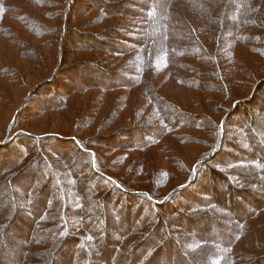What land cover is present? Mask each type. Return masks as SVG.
I'll list each match as a JSON object with an SVG mask.
<instances>
[{"label":"rangeland","instance_id":"rangeland-1","mask_svg":"<svg viewBox=\"0 0 264 264\" xmlns=\"http://www.w3.org/2000/svg\"><path fill=\"white\" fill-rule=\"evenodd\" d=\"M18 1L16 7L31 15L38 24L35 23L38 30H33L35 26L28 29L18 21L9 20L13 28L18 30L19 34H23L22 37L26 39L23 40L26 44L18 46L16 43L14 48H17L22 64L33 66L35 72H43V74L40 76L33 74V78L29 76L26 78L20 73L22 78L18 79V84L24 86L22 91L25 93L29 91L31 94L32 103L28 109H22L24 100L4 105L3 95L0 96V140H5L4 136L12 134L15 136L22 131L36 136L54 134L60 137L48 136L44 141L34 140L32 137L27 141L25 137H22L25 138V143H30H26L27 145H32L31 152L35 153V157L31 162L24 160V164L20 166L15 164L18 169L11 173L8 170L13 167L14 161L19 160L20 155L0 157L2 159L0 220L4 218L6 221L0 231V264L7 260L10 264L25 263L23 261L31 259L30 245L40 238L48 237L49 240L54 238L50 237L52 234L46 230L47 216L54 205L60 204L58 205L60 209L66 208V211H72L70 218L75 223L83 219L88 205L85 200L89 195L86 192L82 197L77 191L91 187L87 183L92 178L88 174L92 172L89 167L91 154L88 150L94 152V155L96 153L102 155L105 160L103 163L106 164L105 173L128 187L156 189L160 186H154L155 180H162L164 175L159 174L166 171L165 181L168 184L167 189L163 190L169 193L168 190L176 185L173 183L172 175L175 172L180 174L179 170L183 167L181 171L190 177V180L184 184L191 190L200 188L199 182L190 185L191 181L204 178L205 184H208L210 180L215 181L216 190L212 192L215 195L222 197L220 192L229 195L232 192L243 194L251 191L256 192L259 203L264 204V168H257L261 171L258 172L246 163L247 160H256L264 164V104L261 102L264 98V27L262 26L264 0L248 2L247 7L250 6L251 12L254 10V3V6L259 2L262 5L260 14H253L250 18L253 24L249 22L244 24L242 13L237 17L233 14L229 15V8L223 13L220 6L208 13L206 18L187 0ZM158 2L163 3L165 7H170L168 20H165V14L162 18L150 15L145 19L149 8H153ZM61 9H67L65 20L57 15ZM164 13H166L165 8ZM238 21L240 27H237ZM223 22L221 26L220 23ZM254 22L259 26H254ZM190 26L197 28V36L205 44L206 49L213 55L220 54L221 58H218L221 66L224 64L223 68L227 72L240 79L239 87H236L235 92V95L237 93L240 97L239 105L233 102L235 95L229 99L216 92L202 93L178 83L179 78L195 76L196 71L206 72L207 76L213 72V68L210 70L202 62L180 55L194 42L193 36L190 35ZM57 30L63 35L66 34L67 39L65 45L57 49L60 53L59 60L51 63L53 55L51 54V60H48L50 54L48 50L52 41L47 33L50 31L55 33ZM140 30L141 32L148 30L150 34L151 32L154 34L153 49L161 44L164 50L168 49L171 53V57H167L170 59L169 62L157 61L155 71L148 75L149 80L153 75L151 81L155 90H159L161 96L168 101L172 98L174 104L176 103L184 112H187V116L196 118V121L194 118L192 121L189 120L199 125L183 129L187 125L185 123L181 130L174 133L175 138L168 137L167 141L164 139L160 143H156V140L143 153L126 150L125 148L133 140L122 133L118 136L122 140V147L110 145L108 139L101 141L104 139L102 137L104 134L117 132L126 127L128 123L122 118L129 117L134 108H140L147 102L142 92L144 85L138 86L139 82L132 79L136 77L134 69H137L139 61L141 64L143 57L142 50L135 48L134 42ZM50 34L52 37V33ZM232 35L234 38H231ZM237 35L248 39L239 40V37L236 38ZM221 43L226 44L228 47L226 52L229 51V54L223 58L225 54L223 49L226 46ZM53 44L56 47L58 45L56 42ZM32 52L42 55V64L38 63L41 61L40 56L38 54L35 56ZM181 62L184 68L179 66ZM187 64L190 65V70ZM242 72L246 76H243ZM53 76L57 78L51 84L45 85L44 81ZM120 79H132L133 83L128 89L126 87L106 88L108 85H117ZM211 80L213 79H204L205 82ZM1 82L6 84L3 79ZM58 97L64 101L56 108L57 104L54 103ZM134 98L139 101L134 102ZM35 100L41 103L36 105ZM143 109L146 114L145 105ZM38 110L46 111L40 119L30 115ZM243 110L246 113H243ZM15 114H17L16 118ZM219 124L220 136L217 142L214 137L215 143H213L211 139L214 135L213 131ZM76 140H80L83 144L75 143ZM221 140L225 141L224 144H220ZM13 145L20 146L18 147L20 150L26 149L24 143H18L16 140L13 141ZM166 146V150L162 149ZM205 155L209 158L200 161ZM80 163L87 165V168L82 169L81 177H84L82 181H78L77 176L71 172L72 169H78ZM240 164H247V166ZM50 168H53V172H63L59 175L63 179L61 184L55 182V175L52 176L54 173L49 170ZM97 173L99 175L94 176L97 186L102 188L109 186L110 181L105 179V174L101 171ZM182 179H185L184 176ZM2 184L5 189H2ZM226 189L230 191L227 193ZM238 189L241 191L237 192ZM63 191L64 196H62ZM131 195L129 193L123 196L118 195L116 198L118 203L106 202L104 206L106 216L110 214L112 216L118 210L117 212L124 217V207H128V211H135L136 205H133L134 200H130ZM175 197L168 206L169 210L165 211L164 224L157 222L152 229L154 239L147 244L149 249L157 252V255L153 254L151 258L162 260L171 256L173 259L168 262L169 264H211L207 263L206 258L213 254L212 246L206 244L193 251L188 244L198 233L203 232L205 236L211 235V237L216 235L217 224L225 226L228 230L229 226H237L235 214L228 208L230 205L228 203H231L232 199L219 207L218 204L215 206L218 201L211 202L210 196L205 197L207 204L204 206H197L189 200L184 201L179 194ZM62 200L66 201L65 207ZM247 207L251 208V205L248 204ZM38 208L39 211L36 212ZM155 210L157 211L153 205V209L151 208L148 214L151 211L153 215ZM210 218L214 220H209L210 225H208L206 219ZM111 223H108L106 228L108 234L114 238L117 236V227L114 221ZM201 225L204 228L202 231L197 227ZM67 226L62 229L63 235L70 232V223ZM100 229L93 237L97 238L96 235L101 234L104 228L101 226ZM165 229L167 234L161 235ZM247 232L239 248L243 258H236L239 264H255V260L252 261L249 258L264 255L262 245L264 217L250 221ZM161 238L165 240L159 241ZM77 241L78 239L73 240L72 237L67 236L61 244L59 243L60 251L58 250L56 257L49 263L44 259V263L81 264L83 262L86 264V261H89V264H95L96 260L101 262L103 258L96 257L97 252L94 249H89L90 254H86L85 244ZM171 241L173 244L170 243ZM97 243L95 242L96 245ZM114 247L112 242L111 246H108L111 252L115 249ZM62 250L67 252L63 254ZM139 258L136 257L135 261L138 262ZM102 264L105 262L103 261Z\"/></svg>","mask_w":264,"mask_h":264},{"label":"trees","instance_id":"trees-1","mask_svg":"<svg viewBox=\"0 0 264 264\" xmlns=\"http://www.w3.org/2000/svg\"><path fill=\"white\" fill-rule=\"evenodd\" d=\"M189 4L197 10L200 14L205 15L206 18L208 17L207 14L211 11L215 10L219 6L221 7L222 12L224 13L228 8L230 10L229 15L233 14L236 17L239 16L241 13L243 15L242 21L245 24L246 22L249 24H253L250 22V18L253 14H260V10L262 9V5L260 2L256 5L253 4V11L251 12L250 6L247 7L249 0H187ZM18 0H0V96H2V102L4 105L7 104H14V102L24 100V105L22 109H28L30 103V93L29 91L25 93V91H22L24 89V86L19 85V80L22 78L20 75L23 74L24 77L28 78L27 76L33 78V74L41 75L43 72H35L33 66L25 65L24 63L19 60V53L17 48H14V44L20 46L21 44H26V42L23 43L24 39L22 36L23 34H19L18 30L13 28V24L9 22V20H14L20 22L22 25L27 27L28 29L38 30L37 29V22L31 18V15L24 12L25 10H20L21 8H17L16 5H18ZM224 2V3H223ZM228 4V6H227ZM21 6V5H20ZM164 8L165 12L164 13ZM246 10L244 11V9ZM234 9V10H232ZM243 10V12H241ZM67 9L62 10L61 12L57 13L60 19L65 20V14ZM170 7H165L163 3L158 2L157 5L153 6V8H149V11L146 13L145 19L148 18L150 15H155L156 17L160 16L162 18L165 14V20H168ZM248 11V13H247ZM262 12V11H261ZM17 13V14H16ZM21 16L19 18V16ZM17 17V18H15ZM36 23V24H35ZM227 24V21H225ZM224 24L220 23L222 26ZM229 24V23H228ZM12 25V26H11ZM38 25V24H37ZM237 27H240L239 21L237 22ZM259 24H256L254 22V26ZM264 27V22L262 24ZM142 27V26H141ZM166 27V26H165ZM190 35H192L194 38L193 43L190 47H187L185 50L181 52L180 55H183L185 58H191L196 59L199 62H202L205 66L209 67L210 70L213 68V72L211 75L207 76L206 72L199 71L195 73V76L191 77H181L179 78L178 83L180 85L185 86L186 88L193 90L200 91L202 93L204 92H216L223 96L228 97L229 99L235 95L236 87H239L240 79L235 75H231L230 72H227L225 70L224 64L221 66L219 63V58H221L220 54L219 56L216 54L213 55V53L205 48V44L198 38L197 36V28L195 26H190ZM50 33H52V37H50ZM48 34V38L52 41V44L49 46L50 49L48 52L50 53L48 56V60L50 59L51 54L53 55V58L51 60V63H55L54 61H58L60 58V53H58L57 49L65 45L66 41V34H61L57 30L55 33L54 31H50ZM152 34V35H151ZM147 30H144V32L141 30L138 33L137 39L135 42V48H139L143 52L142 61L140 64H137L136 68L134 69V73L136 74V77L132 78L135 82H139L138 86L144 85V88L142 90L143 96L145 95V98L147 99V102L145 104L143 103L142 107L140 106L134 108L133 112L129 115L127 118H122L125 122L128 124L126 127L121 128L120 131L115 132H109L107 134H104L102 137L104 138L101 141H108L110 145H115L117 147H122L123 143L121 138L118 136L122 134L128 135V137L132 138L133 142H131L128 147L124 148L126 150H134V151H140L143 153L147 150V147L151 145L154 141L157 140L156 143L162 142L164 139L167 141L169 138H175V132L178 130H181L182 126L186 123L183 127V129L197 127L199 125L192 123L191 121L196 119L195 117L187 116V112H184L179 106L174 104V101L171 100L168 101L164 97L161 96L159 90L156 91L154 88V85L152 84V76H150V80L148 78V75L155 71L156 69V62L159 60H166L169 62V58L171 57V53L168 52V49L162 48L161 44L158 45L157 48L153 49V41H154V34ZM21 37V39H20ZM239 37V38H238ZM231 38H234L232 35ZM236 38L239 40L246 41L248 38L242 35H237ZM256 39V38H255ZM253 39V40H255ZM224 42V40H222ZM256 41V40H255ZM56 42L58 45L56 47ZM226 43V42H224ZM222 45H225L226 48L223 49L225 51V54H223L222 58L227 56L229 54V51L226 52V49H228L226 44L221 43ZM10 46V47H9ZM30 46V45H29ZM30 48V47H29ZM32 51L33 48L31 47ZM59 50V49H58ZM23 52V51H22ZM21 52V56H22ZM18 53V55H17ZM35 56H40L41 61L38 63H43V58L40 53L32 52ZM38 54V55H37ZM55 55V57H54ZM175 55V54H174ZM189 55V56H187ZM219 57V58H218ZM165 58V59H163ZM190 70V65L187 64ZM180 67L184 68L183 62L179 64ZM237 71V70H235ZM57 73V72H56ZM243 73V76H246V74ZM198 76V77H197ZM205 77V78H204ZM57 77L53 76L49 79H46L44 84L47 83L51 84L54 79ZM209 78L213 79L210 82H205L204 79ZM4 80L6 84L1 82V80ZM19 79V80H18ZM132 79H120L119 82H117V85L112 84L108 85L107 87L112 88H121V87H130V84L133 83ZM5 87H8L5 89ZM101 88L103 86H100ZM241 87V86H240ZM145 89V91H144ZM7 93V95H6ZM236 98H234L233 102L237 105L240 104V97L236 93ZM207 98V97H206ZM17 99V100H15ZM174 99V98H173ZM195 100V97H194ZM64 101V100H62ZM61 98L58 97V100L54 103L57 104L56 108L58 107L59 103H62ZM139 99L134 98V102H138ZM237 101V102H236ZM264 104V98H262L261 101ZM41 103V102H40ZM40 103H37L35 100V104L39 105ZM128 105V104H127ZM144 105L147 108V113L144 112ZM35 106V105H34ZM53 106V105H52ZM44 108V106H41V108ZM61 108V111H63V108ZM52 109V108H47ZM46 109V110H47ZM42 110V109H40ZM46 112V111H45ZM44 110L43 111H37L35 113H30V115L34 118H41L45 115ZM246 113V111L243 110V113ZM17 113V112H16ZM100 114V113H99ZM145 114V115H144ZM15 114V118H16ZM171 115V116H170ZM191 121H190V120ZM13 121V120H12ZM196 121V120H195ZM248 121H252L251 119ZM197 125V126H196ZM223 125V123H222ZM110 131V130H109ZM16 133V132H15ZM28 132H20L17 133L15 136L14 134L4 136L5 140H0V157H12L16 155H20L18 158L19 160L14 161V165L12 168H9L8 172L11 173L14 170L18 169V166L21 164H24L25 162L29 161L31 162L34 157L35 153L31 152L32 145H27L26 143L30 144L29 142L25 143V138L28 141L30 137L34 140L38 141H44L45 138L48 136H52V138H59L60 135H40L36 136L31 133L25 134ZM213 143L217 142L220 136V124L216 126L215 131H213ZM25 137V138H22ZM214 137L215 142H214ZM17 141L18 143H24L26 149L20 150V146L13 145V141ZM57 140V139H54ZM47 142V141H45ZM224 140L220 141V144H224ZM75 143H81L80 140H76ZM21 145V144H20ZM19 147V148H18ZM215 147V146H214ZM213 147V148H214ZM166 147H162V149L166 150ZM85 151V150H84ZM89 154H91V161L89 164V167H91L92 172L87 171L89 176L91 175L90 180L87 181L89 186H91L89 189H81L77 191V193L80 194V196H84L87 192V199L85 200L88 204L85 208L87 210V213L85 214V221L83 222V219H79L76 223L75 221L71 220V212L66 211V208L60 209L58 205L56 204L53 207H51L49 211V216H47V232H50L52 234L50 237H54L53 239L47 238H40L39 240H36L33 245L29 246L30 250V258L34 259L36 258V261L29 260V261H23L25 263L22 264H45L44 259L49 262L52 261L53 258L56 257V253L58 254L59 250V243L61 244V241L63 242L64 239H66L67 236L72 237V239H78L77 242H80L81 244H85V253L90 254L89 249H94L95 252H97L96 257L103 258L101 262L96 260L95 264H102L104 261L105 264H169V261H172L173 257L168 256L165 259H152L151 255H157V252H154L153 250L148 248V242L150 240H153L154 238L152 230L157 222H160L164 224L165 222V211H168L170 206V203L172 202V199L176 198L175 196L179 194V196L184 198V201L189 200L194 202L197 206H204V204H207L206 198L210 196L211 202L215 203L218 201V203H215V206L222 207V203H226L230 201L231 203L228 206L231 212L235 214V220L237 223V226H229V230L225 226L216 225V229H218V232L216 235L212 236L205 234H196L193 237L195 239H191L189 241V248L193 251H196L197 249H200L204 245L208 244L213 247V254L208 258H206L207 263L211 264H239L237 257L243 258V255L241 251H239L240 245L242 243V240L245 235L248 233V226L250 224V221H254V219H263L264 217V204L261 205L259 203V200L257 199L259 196H257L256 192H249V193H243V194H223V192H220L221 196L215 195L214 192L215 189V181L210 180L208 184H205V179L199 180H193L191 181V184H195L199 182L200 188L199 189H192L184 183L188 182L190 180V177L186 175L183 171V167H181L180 174L175 172L173 174V183L174 185L172 188H170L168 191L169 193H166L163 189H167L168 182L165 181L166 177V171H161L159 175H164L162 180L156 179L154 182V186H160L156 189L153 188L151 190H148L146 188H138V187H128L125 183L121 182L120 180L115 179L113 176L109 175L108 173H105L104 167L106 166L104 157L99 154H95L94 152H90L88 150ZM165 152V151H164ZM97 156V157H95ZM209 156V155H208ZM89 157V155H87ZM209 157H201L200 161L205 160ZM2 159L0 158V163ZM247 164L251 165L253 169H257L259 167L264 168V164H262V161L257 162L256 160L253 161H246ZM15 164H19L16 166ZM86 164V163H85ZM172 165V162H170ZM247 164H240L242 166H247ZM87 165H83V163L79 164L78 169H72L73 171H70L77 176L78 181H82L84 177H81L82 169H85ZM83 167V168H82ZM73 168V167H72ZM87 168V167H86ZM89 169V168H88ZM37 170V169H35ZM52 176L55 175V182L61 184L63 182V179L61 176L63 172H53V168H50ZM101 171L105 174L107 181H110L109 186H106L104 188L97 186L95 181V175H99L97 172ZM167 170V169H166ZM258 170V169H257ZM258 172H261L258 170ZM171 174V172H169ZM109 177H108V176ZM182 176H184L185 179H182ZM246 177V176H245ZM81 178V179H80ZM244 178V177H243ZM49 179V178H48ZM182 179V180H181ZM245 179V178H244ZM52 180V177H51ZM186 180V181H185ZM184 184V185H183ZM62 189V186L59 185ZM104 186V185H103ZM2 189L4 188V184H2ZM100 187V188H98ZM5 189V188H4ZM96 189L94 192L93 190ZM109 191V192H108ZM203 191V192H200ZM230 190L226 189V192L228 193ZM241 191L238 189L237 192ZM200 192V193H199ZM132 194L131 197L134 200V204L136 205L135 211L131 212L128 211V207H124L125 214L124 217L119 214V212H115L114 215L111 216V214L107 217L105 214V203L113 201L115 203H118L116 198L118 195L123 196L125 194ZM216 193V192H215ZM64 191L62 192V196H64ZM240 197L237 199V197ZM206 197V198H205ZM236 198V202H235ZM234 202V203H233ZM66 201L62 200L63 207H65ZM250 204L251 208L247 207V205ZM153 205H155V209L157 211H153V215L150 214L149 210L152 208ZM240 206V207H239ZM41 208V207H40ZM39 211V208L36 210V212ZM35 212V211H34ZM46 213V212H45ZM65 215L67 217H65ZM261 216V217H260ZM156 217V219L154 218ZM167 218V217H166ZM111 219V220H110ZM213 218L206 219V223L209 224V220L212 221ZM6 220V219H5ZM112 221L115 222V225L117 227V236L111 237L108 234L107 226L108 223H111ZM6 221H4V218L0 220V231ZM70 223V229L69 233L63 235L62 229L67 224ZM112 224V223H111ZM104 228L101 232V234L96 235L97 238L93 237L96 233L101 230V226ZM50 226V227H49ZM202 226V225H201ZM197 226L202 231L204 228L203 226ZM39 227V226H38ZM37 227V228H38ZM196 227V226H195ZM49 228V229H48ZM115 228V227H114ZM116 229V228H115ZM40 231V230H39ZM221 231V232H220ZM167 234L166 229L162 231L161 235ZM211 234V233H210ZM63 235V236H62ZM26 237H28V234H26ZM62 239V240H61ZM61 240V241H60ZM112 240V241H111ZM164 238H161L159 241H164ZM59 241V242H58ZM58 242V243H57ZM95 242H98L97 245ZM114 244V250L111 252V250L108 248V246H111ZM74 243V242H73ZM170 243L173 244L171 241ZM109 244V245H108ZM175 245V244H174ZM264 248V243L262 244ZM100 246V247H99ZM53 248V249H52ZM60 251V250H59ZM67 250H62V253L65 254ZM110 252V256H109ZM5 253V252H4ZM109 256V257H108ZM245 256V255H244ZM136 257H140L138 262L135 261ZM202 258V256H201ZM252 261L255 260V264H262L264 263V255H260L257 258H249ZM41 261V263H40ZM159 261V263H157ZM162 261V262H160ZM2 263V262H1ZM3 264H10L8 260L4 262ZM13 264V263H12ZM85 264V263H81ZM86 264H89V261H86Z\"/></svg>","mask_w":264,"mask_h":264}]
</instances>
